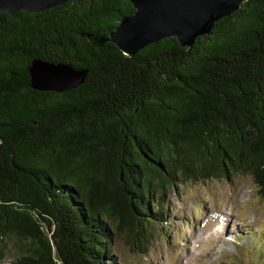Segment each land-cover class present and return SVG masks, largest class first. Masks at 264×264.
I'll return each instance as SVG.
<instances>
[{
	"label": "trees",
	"instance_id": "trees-1",
	"mask_svg": "<svg viewBox=\"0 0 264 264\" xmlns=\"http://www.w3.org/2000/svg\"><path fill=\"white\" fill-rule=\"evenodd\" d=\"M131 0L0 12V263L116 264L147 253L178 185L249 175L264 199V0H248L192 48L135 56L109 39ZM88 70L66 93L31 86L34 61Z\"/></svg>",
	"mask_w": 264,
	"mask_h": 264
},
{
	"label": "rangeland",
	"instance_id": "rangeland-1",
	"mask_svg": "<svg viewBox=\"0 0 264 264\" xmlns=\"http://www.w3.org/2000/svg\"><path fill=\"white\" fill-rule=\"evenodd\" d=\"M166 198L169 221L147 253L116 238V264H264V199L249 175L178 185ZM12 247L0 264H14Z\"/></svg>",
	"mask_w": 264,
	"mask_h": 264
},
{
	"label": "water",
	"instance_id": "water-1",
	"mask_svg": "<svg viewBox=\"0 0 264 264\" xmlns=\"http://www.w3.org/2000/svg\"><path fill=\"white\" fill-rule=\"evenodd\" d=\"M79 0H0V12L43 13ZM248 0H131L135 13L124 18L109 39H95L94 46L114 43L130 57L146 47L175 38L190 49L212 33L216 23L235 14ZM31 86L40 92L66 93L83 85L88 70L69 65L34 61L29 68Z\"/></svg>",
	"mask_w": 264,
	"mask_h": 264
}]
</instances>
